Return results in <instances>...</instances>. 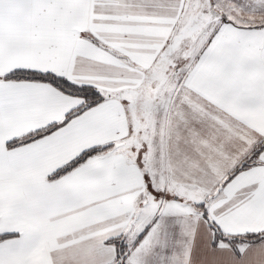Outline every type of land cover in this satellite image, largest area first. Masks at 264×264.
<instances>
[{
	"label": "snow or ice",
	"instance_id": "obj_1",
	"mask_svg": "<svg viewBox=\"0 0 264 264\" xmlns=\"http://www.w3.org/2000/svg\"><path fill=\"white\" fill-rule=\"evenodd\" d=\"M0 264H264V0H0Z\"/></svg>",
	"mask_w": 264,
	"mask_h": 264
}]
</instances>
